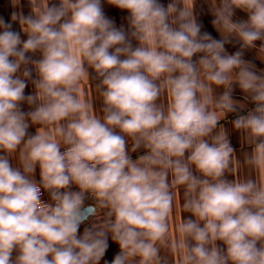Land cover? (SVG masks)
Returning a JSON list of instances; mask_svg holds the SVG:
<instances>
[{
    "label": "clouds",
    "instance_id": "obj_1",
    "mask_svg": "<svg viewBox=\"0 0 264 264\" xmlns=\"http://www.w3.org/2000/svg\"><path fill=\"white\" fill-rule=\"evenodd\" d=\"M27 2L0 17V264H264V0H203L218 38L197 0H106L127 27Z\"/></svg>",
    "mask_w": 264,
    "mask_h": 264
},
{
    "label": "crops",
    "instance_id": "obj_2",
    "mask_svg": "<svg viewBox=\"0 0 264 264\" xmlns=\"http://www.w3.org/2000/svg\"><path fill=\"white\" fill-rule=\"evenodd\" d=\"M52 2L54 3H58V0H52ZM103 2V6H104V10H105V14L108 15L109 17L113 18L116 22V25L119 27L120 25H124L125 27H127V22L125 20V17L127 16L126 12H123L119 9L114 8L113 6L107 4L106 0H102ZM163 3H167L168 0H162ZM21 7L24 11L25 14H28L30 11V7L28 5L27 0H21ZM13 10H19V9H13L11 7V0H0V17H3L5 20H9L10 19V14ZM197 10L200 12V20L204 23L205 25V30L211 32L213 34V36H216L218 38V33L215 32V30L213 29L212 25H211V15L208 12L207 9V5L203 3V0H197ZM247 18V14L240 11V10H236V14L234 16V19H246ZM13 29L16 31H19V26L18 24H13ZM22 38L26 39V36L22 33ZM135 43V42H134ZM228 50L230 52H234L236 49L233 48L231 45L227 46ZM39 57V54H36V58ZM246 59L249 60H253L254 59V53H246L245 55ZM255 63L257 64L258 68H264V64H260L259 61H255ZM32 92V85L29 83L28 87L25 89V94H30ZM234 98L235 99H242V93L239 91V89L237 88L235 93H234ZM94 107L96 109H99L101 107L100 102L97 100L94 102ZM249 107H252V105H249ZM23 110L27 111L28 106L27 105H22ZM235 116L233 114H230L228 117V120L234 119ZM221 123H223L225 125L226 128H230V125L228 124L227 121H221ZM30 132L34 133L35 132V128L32 127L29 129ZM230 139L232 140V143L234 144L236 150H237V155L240 156L241 154V144H240V140H239V134L238 133H233L230 137ZM245 150L246 146H245ZM138 154H143V150H140L139 153H133V159L136 158V156ZM13 163H15L13 161ZM38 178V177H37ZM231 178V177H230ZM185 218H187L189 216V214L185 213L183 214ZM118 249L116 248V246H113L108 253V258H111V256L113 255V253L115 251H117Z\"/></svg>",
    "mask_w": 264,
    "mask_h": 264
},
{
    "label": "built area",
    "instance_id": "obj_3",
    "mask_svg": "<svg viewBox=\"0 0 264 264\" xmlns=\"http://www.w3.org/2000/svg\"><path fill=\"white\" fill-rule=\"evenodd\" d=\"M233 144V143H232ZM233 146H234V144H233ZM235 147V146H234ZM44 199L46 200L47 199V196L45 195V197H44Z\"/></svg>",
    "mask_w": 264,
    "mask_h": 264
}]
</instances>
